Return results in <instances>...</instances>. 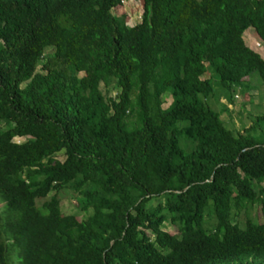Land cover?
Instances as JSON below:
<instances>
[{"label":"trees","instance_id":"16d2710c","mask_svg":"<svg viewBox=\"0 0 264 264\" xmlns=\"http://www.w3.org/2000/svg\"><path fill=\"white\" fill-rule=\"evenodd\" d=\"M141 1L0 0V264H264V114L212 107L264 91V0Z\"/></svg>","mask_w":264,"mask_h":264},{"label":"rangeland","instance_id":"374dc122","mask_svg":"<svg viewBox=\"0 0 264 264\" xmlns=\"http://www.w3.org/2000/svg\"><path fill=\"white\" fill-rule=\"evenodd\" d=\"M117 15L125 17V24L133 26L138 23L144 14L143 3L141 0H127L115 11ZM245 45L256 52L262 59H264V43L249 32L243 36ZM49 54V52H48ZM117 93L115 89H111L110 95L114 96ZM237 94V93H236ZM239 98L234 97V101L225 104V101L220 98L217 102L213 101L212 107L221 112L226 127L232 131L242 132L243 127H249L252 119L264 114V91L258 86L250 90L247 94H238ZM164 108H168L171 103V98L166 96L164 98ZM221 104H225L227 111H221ZM172 113L166 115V119L172 117ZM164 192H167L165 187H162ZM264 200V195L260 196ZM60 210L64 215H74L78 219H85L91 214V209H84L85 204L82 203V197L78 193L72 191H65L60 194ZM44 200H38L36 205L40 208ZM263 210L260 204H252L244 202L238 209L237 222L241 227L245 226L247 220L259 222L262 219ZM0 217H1V236L4 235V228L6 224L17 218V214L9 210L0 198ZM209 223H213L209 221ZM165 230L174 233L173 227L167 223ZM2 240L8 244V241L2 237ZM15 264V263H13Z\"/></svg>","mask_w":264,"mask_h":264},{"label":"built area","instance_id":"2783aa9c","mask_svg":"<svg viewBox=\"0 0 264 264\" xmlns=\"http://www.w3.org/2000/svg\"><path fill=\"white\" fill-rule=\"evenodd\" d=\"M125 1H127V0H121V5L125 2ZM236 98H239L238 96H235V99Z\"/></svg>","mask_w":264,"mask_h":264},{"label":"crops","instance_id":"0c3cea01","mask_svg":"<svg viewBox=\"0 0 264 264\" xmlns=\"http://www.w3.org/2000/svg\"><path fill=\"white\" fill-rule=\"evenodd\" d=\"M245 33H247V32H245ZM245 33H244V34H245ZM243 36H244V35H243Z\"/></svg>","mask_w":264,"mask_h":264}]
</instances>
